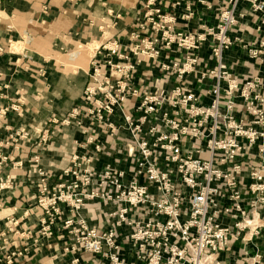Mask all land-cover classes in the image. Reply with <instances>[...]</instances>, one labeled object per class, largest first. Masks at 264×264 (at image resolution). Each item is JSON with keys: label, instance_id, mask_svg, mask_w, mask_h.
<instances>
[{"label": "built area", "instance_id": "1", "mask_svg": "<svg viewBox=\"0 0 264 264\" xmlns=\"http://www.w3.org/2000/svg\"><path fill=\"white\" fill-rule=\"evenodd\" d=\"M162 1L142 0L125 48L108 36L98 46L80 102L51 120L84 128L85 151L73 154L57 179L33 158L39 222L34 232H15L34 233L35 244L62 233L64 253L100 254L111 264H264V253L245 246L235 261L221 258L264 227V69L239 76L224 58L238 40L231 35L238 15L258 14V39L242 46L264 63V0H247L239 14L240 0H224L218 22L193 31L177 30V15ZM186 9L192 15L193 3ZM146 62L171 86H138ZM189 76L210 87L195 90ZM6 89L0 83V127L9 111L20 110L1 104ZM96 128L103 140L89 132ZM7 143L0 141L1 165ZM102 158L110 160L99 167ZM96 205L97 217L89 211ZM26 250L4 253L0 264H15ZM71 264H81L79 256Z\"/></svg>", "mask_w": 264, "mask_h": 264}, {"label": "crops", "instance_id": "2", "mask_svg": "<svg viewBox=\"0 0 264 264\" xmlns=\"http://www.w3.org/2000/svg\"><path fill=\"white\" fill-rule=\"evenodd\" d=\"M188 2L193 3L190 16H186ZM162 3L166 10L177 15V30L193 31L203 24L215 25L221 6L228 1L163 0ZM249 7V1L240 0L236 12L242 13ZM141 12L142 0H0V46L3 47L0 83L7 85L1 104L20 106L19 111L8 112L7 125L0 127V141L8 142L3 147L8 159L0 163V258L8 251L27 247L15 264H71L75 256H79L81 264H111L100 254L64 253L68 238L62 233L44 237L35 244L34 233L22 236L15 231L34 232L39 222L40 212L34 208L37 186L33 182V158L38 156L39 163L57 179L73 154L85 151L83 145L88 134L84 128L51 120L64 116L80 102L83 89L91 81L92 59L107 36L119 39L123 48L131 42L129 33ZM258 21V14L238 15L231 32L238 40L224 58L230 70L239 76L254 75L264 69V63L250 59L242 46L258 39ZM209 50L207 43L205 56ZM178 54L171 52V56ZM189 77L193 79L191 87L197 91L205 92L210 87L208 79ZM135 82L151 88L171 86L149 62L139 67ZM96 129L89 132L103 140L105 135ZM23 130L28 136L22 135ZM107 160L110 159H100L98 166ZM89 208L91 215L99 216L97 205ZM243 246L250 254L256 250L264 253V227L251 242H235L232 252H223L221 258L235 261L241 256ZM123 253L128 262L134 260L130 243L124 242Z\"/></svg>", "mask_w": 264, "mask_h": 264}, {"label": "rangeland", "instance_id": "3", "mask_svg": "<svg viewBox=\"0 0 264 264\" xmlns=\"http://www.w3.org/2000/svg\"><path fill=\"white\" fill-rule=\"evenodd\" d=\"M89 47H93V45H89Z\"/></svg>", "mask_w": 264, "mask_h": 264}]
</instances>
